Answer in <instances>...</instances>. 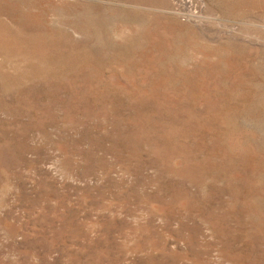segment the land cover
I'll return each instance as SVG.
<instances>
[{
  "label": "rangeland",
  "instance_id": "obj_1",
  "mask_svg": "<svg viewBox=\"0 0 264 264\" xmlns=\"http://www.w3.org/2000/svg\"><path fill=\"white\" fill-rule=\"evenodd\" d=\"M0 264H264V0H0Z\"/></svg>",
  "mask_w": 264,
  "mask_h": 264
}]
</instances>
